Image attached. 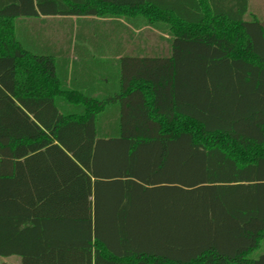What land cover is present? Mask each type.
Masks as SVG:
<instances>
[{
    "label": "trees",
    "instance_id": "1",
    "mask_svg": "<svg viewBox=\"0 0 264 264\" xmlns=\"http://www.w3.org/2000/svg\"><path fill=\"white\" fill-rule=\"evenodd\" d=\"M57 17L72 22L68 54L100 57L114 39L116 95L79 90L69 60L63 73L26 48L19 25ZM250 17V0H0V100L19 117L18 132L0 123L17 151L0 161L13 164L0 172V257L264 264L251 258L264 242V19ZM144 28L170 37L169 58L124 56L123 39ZM126 88H142V104L125 106ZM116 103L118 136L106 138ZM108 157L125 179L113 219L92 202Z\"/></svg>",
    "mask_w": 264,
    "mask_h": 264
},
{
    "label": "crops",
    "instance_id": "2",
    "mask_svg": "<svg viewBox=\"0 0 264 264\" xmlns=\"http://www.w3.org/2000/svg\"><path fill=\"white\" fill-rule=\"evenodd\" d=\"M252 3V0H250L251 16L264 19L263 15H261V18V16L255 13ZM19 27L23 31V34L20 35L21 41L25 44L29 51H32L34 54L39 56H53L58 61L59 69L63 73H65L66 62L69 60V72L71 73L72 69L75 67L73 73L77 76L75 83L79 90H83L88 94L93 93V96L101 98L104 96H106V98L112 97L121 90V85L117 82L118 75L121 71L119 70L118 63L115 62L116 60H119V57H113L115 54L113 38H107L106 45L101 51L102 55L100 57L82 58L83 56H77L74 54L73 50H71L70 54H68V35L72 30V22L66 21L65 18H49L46 22L31 21L28 22L27 25H19ZM146 29L149 28L136 31V36L133 38L130 37L123 39L122 47L124 48V56L126 55L133 58H142L144 56H160L169 58L171 56V47L167 40H169L170 37L167 35H162L163 38H160L161 35L159 32L149 29L150 31L155 32V37L152 40L146 37L144 34ZM73 47L74 44L72 45V48ZM131 63L132 62H129L128 64ZM97 64L100 65L101 68H98ZM26 67H28V64ZM27 86L33 87V85ZM140 86L142 87V85ZM0 88L1 90H4L1 86ZM146 88L150 93L149 95L154 93L153 88ZM126 89L128 90H125L123 95L125 106L128 100L129 102L136 101L139 104H142V88H140L141 93L134 94L128 93L131 88ZM29 92H27V96L30 95ZM15 102L19 105L16 100ZM7 105L8 104L6 102L0 100V123L4 124V127L6 126L5 128L10 126L12 132H18L19 117L15 114L8 115L7 113L9 112V106ZM111 108L104 114L105 124H107V133L105 135L106 138L118 136L116 132H112L109 128L111 124L117 123L119 119V104L116 103ZM30 117L33 119L31 115ZM15 138H17V135L14 137V139ZM12 139V136L0 137V161L2 160V155L17 152L15 151V148H9L6 145L8 140L12 142ZM27 143H33V139L28 138ZM113 152V148H110L109 153L113 155ZM12 169V163L6 166L0 164L1 173L12 171ZM115 170V164L112 162V158L108 157L107 162L105 164L101 163L97 168V173L99 176L97 177V181L93 179V182H96V188L92 197L94 211L96 210L97 214L101 213L107 216V218L111 217L112 219L115 217V215L122 211L121 206L124 204L125 193V179L114 178L112 175L115 173ZM134 186V190L136 192L134 197L138 199L137 209L140 211L142 209V181L135 180ZM135 208L136 207L133 206L130 210L133 209L134 212ZM92 226L93 232H95L94 223Z\"/></svg>",
    "mask_w": 264,
    "mask_h": 264
},
{
    "label": "rangeland",
    "instance_id": "3",
    "mask_svg": "<svg viewBox=\"0 0 264 264\" xmlns=\"http://www.w3.org/2000/svg\"><path fill=\"white\" fill-rule=\"evenodd\" d=\"M252 6L254 8L255 13H257L259 16L263 15L264 16V0H252ZM252 19V17H250ZM262 18V16H261ZM144 34L146 37L150 39H154L155 37V32L150 31L149 29H146ZM261 255H264V242L259 250L254 252L251 255L252 259H257ZM0 264H22L21 258L19 257H11V258H3L0 257Z\"/></svg>",
    "mask_w": 264,
    "mask_h": 264
}]
</instances>
